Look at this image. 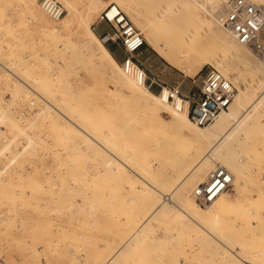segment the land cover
<instances>
[{
  "label": "rangeland",
  "instance_id": "374dc122",
  "mask_svg": "<svg viewBox=\"0 0 264 264\" xmlns=\"http://www.w3.org/2000/svg\"><path fill=\"white\" fill-rule=\"evenodd\" d=\"M58 1L64 9L63 16L66 6ZM70 1L78 10L91 2L96 5L83 18L93 32L102 9L116 3ZM117 1L136 28L139 29L128 15L126 4L172 38L180 35L179 30L201 32L196 17L220 27L214 13L194 8L185 0ZM36 3L40 5L39 0ZM28 8L26 0H0V62L7 64V69L0 67V264H101L115 244L131 233L156 196H168L169 182L181 168L173 167L175 159L160 154L169 146L168 140L161 150H148L154 146L150 142L154 132L144 124L147 116L133 97L135 92L118 86L107 74L92 67L91 59L78 43L77 35L86 30L84 25L79 29L73 19L70 27L48 36ZM173 8L178 9L180 18ZM160 11H164L161 18ZM45 14L50 16L46 11ZM205 39L207 45L213 44ZM137 58L150 82L148 89L155 94L164 86L178 87L182 95L190 94L204 72L213 67L205 64L189 77L146 43ZM117 62L121 69L120 61ZM21 68L31 74L34 85L39 78L44 82L40 89L31 84L41 96L10 73L15 71L21 76ZM261 69L264 72L262 66ZM231 83L237 91L236 84ZM45 99L63 112L71 105V115H67L82 118L81 127L93 137L100 140L101 135L111 133L113 136L106 141H116L120 159L123 153L130 152L134 158L132 169L155 184V196L145 199L146 189L140 188L143 182L133 170L113 169L116 160L99 150L88 136L71 129ZM43 105L48 108L42 110ZM160 115L163 121L170 116L167 111ZM212 123L202 127L208 128ZM114 135L121 137L117 141ZM223 150L222 158L208 160L211 167L205 166L189 189L191 193L208 170L216 164L224 166L223 160H229L237 165L239 177L228 186L220 205L209 210L211 206L195 199L205 216L186 222L176 215L178 210L172 203L175 198L168 196L169 208L152 220L141 239L125 254L118 253L114 264H237L238 256L253 264H264V105ZM191 152L177 155L176 165L193 162L195 155ZM154 157L158 160L152 164L150 177L139 166L150 164L149 159ZM108 158L110 166L104 165Z\"/></svg>",
  "mask_w": 264,
  "mask_h": 264
},
{
  "label": "bare ground",
  "instance_id": "6f19581e",
  "mask_svg": "<svg viewBox=\"0 0 264 264\" xmlns=\"http://www.w3.org/2000/svg\"><path fill=\"white\" fill-rule=\"evenodd\" d=\"M54 1H56L60 5L61 10L64 11L60 2L58 0ZM61 1L66 6V14L63 16L62 14L57 16L56 14H52L47 11L41 4L42 0H39L40 5L36 3V0H26V4L29 7L28 9H30V11L34 14L37 23L45 28L46 35L48 36L56 35L59 31L65 30L70 27L72 23L71 20L73 19H76V21H74V24L79 29L82 25H84L86 30L78 33V43L82 51L91 59V63L93 65L92 67L103 73L104 76L107 74L109 78L113 79V81L118 84V86L135 92L133 94V97L135 98L136 102L139 103V106L147 116V120L144 122V124L151 126V130L152 132H154V135H152L150 138V142H153L154 146H150V148L147 147L148 150L152 148L155 152H157L159 149H162L161 146L163 142L168 140L169 146L164 150L162 149L160 154L166 155L169 160H178V157L176 156L180 155L181 152H184V154L186 155H188V153H190L191 151L194 153L195 156H193V162H187L185 165L183 164L182 167H179L182 164H180L179 166L176 165L179 164L176 163L177 160L176 162L175 160L173 161L175 163V166L173 165V167L181 168V171H179L180 173L174 178V180L169 182L167 195L173 196L175 198L176 202L173 201L172 203H175L178 210L176 215H178L186 222H188L189 219L194 220L195 218H204L205 212H203L202 209L195 204L196 201L194 200L196 199L201 204H208L206 205V207L211 206L209 207V210H214V207L216 208L220 205L219 202L222 201L221 197L228 187L209 200L205 199L201 195H197L195 193L196 187H198L200 183L205 181L207 174L211 170L215 169L218 166H220L226 173H228L230 185L239 177V171L236 169L238 167L236 164L230 162L229 160H223L224 166L222 164H216L213 168L208 170L206 174H204L205 176L202 178V180L194 185V187L192 188V192L190 193L189 189L195 181H193V179H195V176L201 173V170L205 168V166L211 167V163H208V160H213L214 158L219 159L224 156L223 148L225 144L229 140L234 139L235 136L246 125L249 124L250 118L252 117L254 112H259L260 107L264 105V72L261 69V66L264 69V59L261 56V54H264V51L262 50L260 54L248 42L240 41L239 39L233 37L232 33L230 32V28L225 23V7H227L228 3L231 0H224L223 4H220L221 7L219 8V10H216L217 12H213V10L221 0H185V2H187L194 8L197 7L210 14L214 13L212 15L220 27L214 25V23H212L211 21L204 22L196 17L195 20L200 22L202 31L198 32L196 29H186L182 31L179 30L180 35L175 38H172L171 35L167 33H161L159 28L151 25V21H146L139 15V13L135 12L131 4H126L127 13L140 30L136 28L127 18V16L122 12L121 8H119V6L116 4L118 3L121 6L120 2L117 0L115 1V4H107L99 14V20L106 22L110 26L111 30L107 32L109 34L113 33L114 29L112 24L115 23L116 18H118L119 20L122 16H124L136 30H138L139 32H143V35L140 32L143 39V45L141 46L140 50L146 43L168 64L178 68L185 75L192 77L199 69H201L202 66H204L205 64H209L213 67H210L207 70L214 69L215 71L219 72L232 86L233 84L231 83V81L236 84L237 91L233 86L234 95L232 100L228 103L227 108L219 112V115H216V119L214 118L215 120L213 119L211 121L213 123L208 128L202 127L205 125L196 124L190 118L188 114V100L181 98L178 95H174L172 98L169 97V92L165 86L159 90L158 94H155L153 91L148 89L150 87V83L149 85L148 81L144 83L143 74L139 72L138 69H135L134 65L131 69L125 70V66L123 64L121 65L120 69L118 62L113 58L104 44L114 43L122 50L121 45L117 44L114 41H102L101 36L106 32L100 34L98 38L89 27L86 20L83 19L87 14L93 12V10L96 9V5L94 3L91 2L92 4L89 3L87 6L81 7V9L78 10L70 0ZM245 1H249L264 8V6H262L264 5V0ZM179 4L177 6H179ZM40 7L44 11L40 9ZM45 11L51 17L46 15ZM172 11H174V14H177V17L180 18V14L177 12L178 9L173 8ZM160 12L161 15H158V17L161 18L163 17L164 11ZM108 20H110L111 22ZM56 21L57 23H55ZM220 28H223V30L236 42L231 41V39L227 37V35L223 31H221ZM205 38H209V41L213 44L207 45L205 43ZM199 41L202 42V44H200ZM246 46L251 49L253 54L258 58L259 62L256 60V58L250 55ZM122 52L124 57V51L122 50ZM9 66L10 65H8V68ZM0 67L7 69V64L5 65V63L0 62ZM20 70H22L23 75L21 76L23 78L19 75V73L16 74L15 71L13 72L10 70V73L16 78V80L20 82V84H24L32 92H34L38 96H41V93L38 92V89L42 88L45 85L44 82H42L39 78V82L35 80L36 82L34 85L31 80V74L26 72L25 68H21ZM129 76H132L133 79ZM31 84H33L38 89L36 90L34 86H31ZM45 100L47 102L46 104H49L50 108L61 114V118L64 120V122H66V124H68V126H70L71 129L77 130L78 132H81L88 136L87 138L92 140L94 144L98 146L99 150L106 152L108 156H111L114 158V160H116L117 164L114 165L113 169H132L131 166H134V158L130 154V152L126 155L125 153H123V159H120L117 156V153H119V148L117 145H115L116 141H106L107 137L109 138L113 136L111 133H108L107 136L101 135V138L99 140L81 127L82 118L80 120L74 116H68L71 115V105L67 106L66 111L63 112L59 108V106L57 107L47 99ZM47 106L43 105L42 110L47 109ZM164 111H167L170 116L168 120L163 121L160 113ZM85 120H83V122H85ZM115 137L117 138L115 140L118 141L121 135H117ZM28 138L29 137H27V139ZM30 141L31 140L29 139V142ZM22 149L24 150V148ZM182 156L179 157L182 159ZM156 160H158L157 157L149 159V162L151 163L146 166H139V170L144 172V174L146 175L149 174L151 177V169L153 167L152 164L155 163ZM104 165L110 166L109 158L105 161ZM133 173L138 177V179L142 180L143 184L141 183L142 185H140V188L143 187L146 189L144 191H146L145 193L147 195L144 197L145 199L149 200L154 195V191L152 192V190L158 191V188L155 186V184L153 185V183L142 177L137 171L133 170ZM164 194L165 193H161V197L158 198L156 196L154 203L147 209V212H145V215H143V217L133 228L131 233L115 244L114 249L112 248L113 251L107 254L104 260L102 259L103 261L101 262V264H114L118 253L121 252L119 256L125 254V252H127V250L131 248L134 242L141 239L143 232L148 228L152 220H154L155 217H157L165 209L167 210V208H169V201L166 200L169 197H165ZM237 262V264H253V262L249 261L246 257L239 256L237 257Z\"/></svg>",
  "mask_w": 264,
  "mask_h": 264
},
{
  "label": "built area",
  "instance_id": "2783aa9c",
  "mask_svg": "<svg viewBox=\"0 0 264 264\" xmlns=\"http://www.w3.org/2000/svg\"><path fill=\"white\" fill-rule=\"evenodd\" d=\"M41 4L47 11L57 16L63 12L54 0H42ZM225 9V23L233 37L248 42L261 54V51H264V8L245 0H231ZM112 26L113 33L102 34V41L120 44L125 54L121 65L124 64L125 70L131 69L134 65L135 69L143 74V81L146 83V72L137 58L143 45L140 32L124 16L119 20L116 18ZM261 56L264 59V54ZM167 90L171 98L178 95L188 100V114L200 125L209 124L219 112L225 110L234 95V87L214 69L205 71L200 83L190 95H182L177 87H168ZM229 183L228 173L218 166L207 174L205 181L196 187L195 193L209 200L225 190Z\"/></svg>",
  "mask_w": 264,
  "mask_h": 264
},
{
  "label": "crops",
  "instance_id": "0c3cea01",
  "mask_svg": "<svg viewBox=\"0 0 264 264\" xmlns=\"http://www.w3.org/2000/svg\"><path fill=\"white\" fill-rule=\"evenodd\" d=\"M110 30H111L110 26L104 21L99 20L97 24H95L94 26V32L98 36L102 34L103 32H108ZM105 47L107 48V50L110 52V54L113 56V58L116 61H121L123 57V52L119 46H117L114 43H108L105 45Z\"/></svg>",
  "mask_w": 264,
  "mask_h": 264
}]
</instances>
